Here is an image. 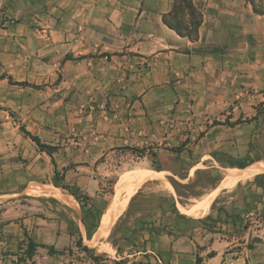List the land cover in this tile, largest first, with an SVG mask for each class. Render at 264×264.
Listing matches in <instances>:
<instances>
[{
  "label": "crops",
  "instance_id": "obj_1",
  "mask_svg": "<svg viewBox=\"0 0 264 264\" xmlns=\"http://www.w3.org/2000/svg\"><path fill=\"white\" fill-rule=\"evenodd\" d=\"M23 1L11 22L6 20L11 8L0 3L1 153L13 145L24 156L35 152L29 167L39 158L51 161L49 172L60 171L64 183L91 199L115 168L113 162L122 158L121 151L155 145L157 159L169 156V133L181 121L190 126L181 123L178 131L191 133L182 137L203 136L193 147L194 142L186 144L175 166L161 165L154 172L176 177L186 162L188 175L201 168L214 170L212 152L231 156L247 151L261 126L255 107L264 100V31L249 35V20L255 18L246 0H196L202 22L193 42L162 22L173 0H49L39 8ZM34 9L38 12L32 16ZM57 73L59 81L53 80ZM13 115L41 143L57 147L52 158L13 127ZM241 115L249 121L234 124ZM215 119L220 124L212 125ZM256 161L264 162V157L247 166ZM142 169L153 171L147 164L135 171ZM226 169L244 170L225 167L224 177ZM2 201L4 231L34 222L36 204ZM223 213L213 232L199 222L195 241L181 237L157 245L160 237L147 233L143 254L157 252L166 264H183L179 258H195L201 249L200 264H264V204L247 214L255 216L257 237L249 248L239 242L238 214H229L226 207ZM207 215L218 217L199 219ZM237 246L241 248L233 250ZM148 259L152 264L153 257Z\"/></svg>",
  "mask_w": 264,
  "mask_h": 264
},
{
  "label": "rangeland",
  "instance_id": "obj_2",
  "mask_svg": "<svg viewBox=\"0 0 264 264\" xmlns=\"http://www.w3.org/2000/svg\"><path fill=\"white\" fill-rule=\"evenodd\" d=\"M29 1L34 4V8H39L41 6L40 3L44 6L49 4V0ZM1 2H4V6L6 5L11 8L6 15V20L9 22L16 21L18 15L17 8L23 6L24 1L0 0ZM246 6L249 9V15L255 18L251 21L249 20L250 23H253V29L249 35L258 34L261 29L264 31V0H246ZM35 12L38 11L34 9L30 14L34 16ZM10 61L11 58H9ZM56 75L53 80H61V74L57 73ZM255 108L257 109V115L261 118V126L248 145L247 151L236 152L235 155L231 156L222 152H212L211 157L217 163V169L214 170H206L200 167L198 175L195 173V170L188 175L185 172L186 168L184 166L190 165V163L186 162L182 163L180 173L176 177L154 172V169L161 168V165H164V167L175 166L179 160L181 161L179 155L185 151L186 144L194 142L191 145L193 147L203 136V133L200 132L195 133L193 137H182L183 132L191 134L186 129L178 131L181 128L180 126H182L180 125L181 123H186L184 126H187V128L190 126H188L189 122L185 121L177 123L176 130L169 133L166 148L169 150L170 155L162 161L157 159L154 150L155 145L121 151L122 158L113 162L115 168H112V173H109L105 182L99 186L95 196L89 200L90 210L99 213L101 216L112 195L116 193L118 180L125 172L135 171L141 165L147 164L153 171L142 169L140 172H153L155 176L143 180L137 186H130L129 189L134 188L135 193L131 195L126 203L125 210L123 209L122 213H119L116 222L112 225L107 236L94 238L90 241L85 238V232L81 224L82 212L80 207L78 209L74 205H67L58 201L44 191L33 190V188L39 186H54L52 183L54 173L49 172L52 165L51 161L39 158L29 167V160H34L37 155L33 152L31 153V157L29 155L24 156V154L16 150L17 145L11 146L7 152H0V200H4L2 201L3 204L7 202H15V204L34 203L36 204V211L33 215L37 218H35L34 222L30 223L29 227L22 228V226L16 227L10 225L9 230L5 231L3 223L0 221V264H14L18 256L26 248L27 237L31 238L34 242L42 244L48 241L53 242L52 247L58 253L49 255L46 249L38 248L32 262L27 261L26 264H150L148 261L149 256L153 257V260H150L152 264H166L161 260L157 252L155 254H143L145 252L144 245L147 233L160 237L155 242L157 245L161 241H175L181 239V237H184L183 240L185 242L195 241V238L201 233L198 228L200 225L199 218L205 214L216 213L220 220H223L225 207L230 212L229 214H238L239 220L236 221L238 229L236 230L239 232V237L241 238L239 242L244 243L245 248L251 247L257 240L255 234L256 223L254 222L255 216L247 214L255 207L261 208V205L264 204L263 190L252 183V178L254 177L244 181H237L235 184L240 183L234 188L232 187L235 184L229 186L232 189H229L228 193L222 191V189L228 187L215 191L216 188L213 190V185L217 183L219 177H224L223 168L228 167L230 162L238 163L261 156L264 157V100L258 103ZM12 118L11 123H15L13 127H17V130L22 132L21 127H24L22 121L17 120L15 115ZM241 118L242 115L234 124L249 121L248 117ZM225 123H228V121L226 120ZM211 124L217 125L220 124V121L215 119L211 121ZM37 149L40 151L38 147ZM194 156L197 159L199 153H195ZM189 158L193 159L191 152ZM217 160L221 162L219 163ZM257 162L259 161L255 163ZM261 162L264 164L263 161ZM227 170L229 169L225 170L226 173ZM58 172L59 176H61V172ZM118 173L120 175L117 178ZM182 177L185 178L183 179ZM168 178L179 185L173 187L171 180ZM57 179L59 180V177ZM35 183L39 184L35 185ZM62 183L64 182L62 181ZM191 184L193 186H186ZM60 191L64 195L73 197L61 189ZM127 193L128 190L122 191L118 205L121 206L126 200ZM114 204L113 200L105 212L107 213L112 209ZM1 206L0 214L3 210ZM174 208H176L177 212H175ZM196 209L200 210V214L194 213ZM120 216L122 217L119 220ZM182 219L184 220L183 222L180 221ZM13 220L18 225L17 220ZM74 224L78 225L82 235V243L90 250L89 252L77 248V235L73 229ZM15 228L17 229L16 231ZM96 232L92 238L96 237ZM208 241L209 237H206L205 242ZM112 243L120 246L125 251L122 256L116 255V252L111 247ZM132 245L136 247V250H134ZM236 248L241 247H234L233 250ZM201 251L200 249L196 256ZM130 252L135 253L130 254ZM95 256L100 257L95 258ZM193 259L195 260V258L181 257L179 261L183 264H188L189 262L193 264L191 262ZM20 264L23 263L20 262ZM167 264H171V262Z\"/></svg>",
  "mask_w": 264,
  "mask_h": 264
},
{
  "label": "trees",
  "instance_id": "obj_3",
  "mask_svg": "<svg viewBox=\"0 0 264 264\" xmlns=\"http://www.w3.org/2000/svg\"><path fill=\"white\" fill-rule=\"evenodd\" d=\"M196 0H173V4H172V8L171 10L164 14L162 16V22L165 26H167L169 29L173 30L177 35L182 36V37H186L188 38L190 41H196L197 40V31L198 28L202 22V14L201 12L194 6V2ZM4 76H1V78H3ZM8 81L12 82L11 77H8ZM14 85H18V86H26L27 83L26 82H20V83H13ZM36 87V86H34ZM239 123V122H237ZM21 131L23 132L24 136L29 138L38 148L41 152L46 153L49 157L52 158L53 153L56 151L57 147L56 146H50L44 143H41L40 140L36 137L31 135L29 132H27L25 130L24 127H21ZM216 157V155H215ZM219 163L221 162L220 160H217ZM252 160L249 159L247 161H243V162H238V163H234V162H230L229 166L230 167H238V168H242L245 169L247 168L248 164L251 163ZM261 162V161H259ZM246 166V167H245ZM245 167V168H243ZM157 170V169H156ZM54 179H53V185L56 188H60L61 190L65 191L67 194L71 195L74 197V199L76 200V202L79 204V207L81 209L82 212V217H81V224L83 226L84 232H85V238L90 241L92 239V236L95 233V230L99 224V219H100V214L97 212H94L93 210H90L89 207V200L90 198L83 194L81 192V190L72 185H67L65 183H62L63 181V174H61V176H59V172L54 169ZM198 175V170L195 172ZM59 177V180L57 179ZM183 179L185 177H182ZM169 180H171L170 178H168ZM222 180V177H219V179H217V183H214V187L213 189H215L219 182ZM173 187H175L176 185H179L177 183H175V181L173 182V180H171ZM253 184H256L257 186H259L263 192H264V174H259L256 175L252 181ZM194 184V183H193ZM193 184L191 185H186L187 187L193 186ZM175 212H177L176 208ZM122 216L119 217V220L121 219ZM227 217V215H226ZM118 220V221H119ZM209 232H213L214 231V227L216 222H221L222 220H220L219 217L213 218L212 215H207L202 219L198 220ZM224 222H227L224 221ZM222 223V222H221ZM73 229L77 235V242H76V246L78 249H82L85 252H89L90 250L83 245L82 243V235L80 233V229L78 227L77 224L73 225ZM111 236V234H110ZM27 242H26V248L24 250V252L18 256L17 260L14 262V264H20V262H22L23 264H26L27 261L32 262V259L37 251L38 248H42V249H46L49 255H54L57 252V250H55L52 246H47L45 244L42 243H37L34 242L31 238H26ZM112 249L116 252L117 256H122V254L125 252L120 246L115 245L114 243L111 244ZM132 247L134 248V250H136V247L134 245H132ZM138 252V251H137ZM135 252H130V254H133ZM12 255H17V254H12ZM100 257V256H98ZM97 256H95V258H98ZM208 258L212 257V253H209L207 255ZM201 259L196 256L195 257V263L194 264H200Z\"/></svg>",
  "mask_w": 264,
  "mask_h": 264
},
{
  "label": "bare ground",
  "instance_id": "obj_4",
  "mask_svg": "<svg viewBox=\"0 0 264 264\" xmlns=\"http://www.w3.org/2000/svg\"><path fill=\"white\" fill-rule=\"evenodd\" d=\"M261 173H264V164L262 162H257L253 166H251L247 169H244V170L229 169V170H227L226 176L223 178V180L217 186L215 191H218V190L222 189L223 187L233 186L237 181H244L246 179H250L252 177H255L256 175L261 174ZM154 176L155 175H153V174L135 171L133 173H128V174L124 175L119 180L116 193L114 194V197H113L115 204L112 207V209H110L107 213L105 212V214L102 215V219L100 222L99 229L96 232V237H93L92 239L107 236L112 225L116 222L119 213L120 212L122 213V211H123L126 203L128 202L129 198L131 197V195H133L135 193L134 188L129 189L130 186H133V187L137 186L139 183L143 182V180H147V179L152 178ZM33 190L44 191V192L48 193L51 197L55 198L56 200L61 201L67 205H74L76 208H78V205H77V203L73 197L64 195L60 191V189H58L54 186H50V185L39 186V187L33 188ZM124 190H128L127 198L120 206V205H118V203H119L120 197L122 195L121 193Z\"/></svg>",
  "mask_w": 264,
  "mask_h": 264
},
{
  "label": "water",
  "instance_id": "obj_5",
  "mask_svg": "<svg viewBox=\"0 0 264 264\" xmlns=\"http://www.w3.org/2000/svg\"><path fill=\"white\" fill-rule=\"evenodd\" d=\"M245 167H246V166H245ZM245 167H243V168H245ZM241 169H242V168H241ZM113 197H114V195H112V197H111V199H110V201H109V203H108L106 209H105L104 212L101 214V216H100V220H99V224H98V226H97L95 232L99 229L100 222H101V217H102V215L105 213V211L108 209V207L110 206V204H111V202H112V200H113Z\"/></svg>",
  "mask_w": 264,
  "mask_h": 264
},
{
  "label": "built area",
  "instance_id": "obj_6",
  "mask_svg": "<svg viewBox=\"0 0 264 264\" xmlns=\"http://www.w3.org/2000/svg\"><path fill=\"white\" fill-rule=\"evenodd\" d=\"M226 264H233L232 261H228Z\"/></svg>",
  "mask_w": 264,
  "mask_h": 264
}]
</instances>
